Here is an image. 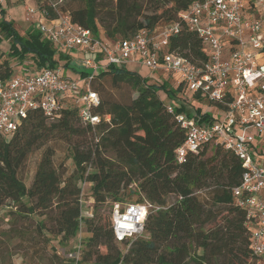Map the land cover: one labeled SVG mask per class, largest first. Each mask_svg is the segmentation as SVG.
<instances>
[{"label":"trees","instance_id":"obj_1","mask_svg":"<svg viewBox=\"0 0 264 264\" xmlns=\"http://www.w3.org/2000/svg\"><path fill=\"white\" fill-rule=\"evenodd\" d=\"M193 1L81 0V5L75 6L70 0H32V6L46 20L67 13L72 22L89 29L92 35L113 42L130 38L138 31L149 35L159 32L160 22L175 20ZM4 13L0 7V40L7 38L10 48L7 58L0 61V80L14 76L16 66L21 70L15 75L56 67L86 74L79 63L73 64V55L58 49L38 29L19 34ZM168 49L191 60L207 59L200 38L187 30L171 36ZM89 82L99 97V105L94 108L100 116L97 124H82L77 107L69 104L53 119L38 109L31 110L15 131L0 134V206L11 201L20 211H53L52 232L66 243L77 235L83 218L80 183L89 186L95 201L112 205L122 200L123 190L128 188L129 195H136L132 201H146L158 208L147 214L143 233L131 241L116 240L109 221L111 237L123 247L115 250L110 264L257 261L251 251L250 233L244 227V210L236 205L231 194V188L240 181L241 163L219 144L212 156H205L204 146L188 154L183 163L175 159L184 131L177 126L167 109L169 103L160 98L158 89L166 90L171 99L177 91L183 92L181 85L169 88L166 81L149 82L142 74L118 66L93 73ZM119 85L127 86L133 97L123 101L113 98L110 89ZM197 98L191 93L189 101L172 99L174 113L190 114L185 105ZM194 112L210 117L199 107ZM85 134L91 136L89 144L71 148L69 157L74 169L70 174L64 176L63 170H58L53 148L48 145L30 185L24 184L18 171L33 150L56 139ZM123 159L128 162L124 164ZM132 184L134 187L129 188ZM26 203L30 206L26 207ZM85 221L91 235L81 238V259L76 264H99L97 257L92 261L98 234L90 219ZM62 264L74 263L65 258Z\"/></svg>","mask_w":264,"mask_h":264},{"label":"built area","instance_id":"obj_2","mask_svg":"<svg viewBox=\"0 0 264 264\" xmlns=\"http://www.w3.org/2000/svg\"><path fill=\"white\" fill-rule=\"evenodd\" d=\"M28 12L40 16L38 30L58 49L74 57L81 55L78 63L86 74L70 76L56 67L0 80V134L15 131L31 110L38 109L53 119L69 104L77 107L82 124H97L100 116L94 108L99 97L89 81L93 73L109 66L137 62L150 74L176 75L174 87L181 85L183 92L198 95L194 101L213 110H201L210 117L197 112L174 113V103L168 104V111L184 131L175 159L183 163L188 154L219 144L241 163L240 181L231 194L244 210L252 254L264 262V0H194L159 32L149 35L138 31L113 42L92 35L72 22L67 13L46 20L33 6ZM181 30L200 38L207 59L191 60L168 49L171 36ZM157 208L146 201H131L122 207L115 202L111 222L114 238L131 241L140 236L147 214ZM81 253L79 242L66 257L76 264Z\"/></svg>","mask_w":264,"mask_h":264},{"label":"rangeland","instance_id":"obj_3","mask_svg":"<svg viewBox=\"0 0 264 264\" xmlns=\"http://www.w3.org/2000/svg\"><path fill=\"white\" fill-rule=\"evenodd\" d=\"M75 6L81 5V0H70ZM4 0L2 9L4 16L7 19H12L13 25L16 27L19 34L23 35L25 32L26 23L22 22L20 18L25 17V10L23 3L17 1L14 4L7 3ZM20 4V5H19ZM18 5V6H17ZM147 11V6L144 7V13ZM15 18V19H13ZM35 24V23H33ZM165 22H160L157 27L163 28ZM38 29L36 24L33 29ZM10 48V41L4 36L0 40V61L7 58V53ZM10 62L15 63L13 58L8 59ZM81 60V55L73 57V64H77ZM143 76L147 77L149 82H162L166 81L169 88L177 85L178 78L176 75L170 73H154L149 74L148 69L143 65L128 66ZM21 70L20 66L15 67L16 71ZM27 72V71H26ZM31 72V71H30ZM29 74H32L30 73ZM37 71L34 72L36 74ZM62 74L75 76L76 72L70 68H61ZM113 98L118 100H125V97H133L132 91L124 85H119L117 88L110 89ZM160 98L167 103H172V99L176 97L189 98L190 92L177 91L175 97L168 98L166 90L163 88L158 89ZM199 107L201 110H213L207 106L206 103L199 101H192V104L185 105V109L193 113L194 108ZM91 136L85 134L82 136H71L63 139H56L50 141L42 147L36 148L29 155L26 162L21 166L18 171L19 177L24 184L28 187L33 179V175L37 169L38 163L43 154L46 146L53 148V160L59 171L63 170L64 176L70 174L73 169V163L69 157L71 148L74 145L81 144V146L89 144ZM205 156H212L215 152V146H207ZM113 157V155H109ZM127 159H123V163H127ZM81 188L82 200V215L83 218L80 222V228L77 235L69 242L63 243L61 236H56L52 231V215L54 212L51 210H38L28 212L26 208L22 211L18 209L11 201H6L0 206V264H62L63 259L67 258L68 252H71L81 242V238L91 235L87 231V224L85 218L90 219L93 224V231L97 232V245L94 247L95 253L92 256V261L97 257L99 264H110L114 259V252L116 249H122V245H117L109 232V221H112V203L105 202L99 203L90 196V188L88 185L79 184ZM123 198L117 202L121 207L124 203H129L136 198V195H129L128 188L123 190ZM174 197H170L169 201H173ZM30 204L26 203V207ZM114 237V236H113ZM83 247V244H81ZM252 264H261L258 261L250 260Z\"/></svg>","mask_w":264,"mask_h":264},{"label":"crops","instance_id":"obj_4","mask_svg":"<svg viewBox=\"0 0 264 264\" xmlns=\"http://www.w3.org/2000/svg\"><path fill=\"white\" fill-rule=\"evenodd\" d=\"M15 1H17V0H8L7 3H9V4L12 5L13 3H15ZM20 1L23 3V5H20V4L19 5L20 6H23V8L25 10V13H24L25 14V17L23 15V17L20 18V20L22 22L26 23V27H25V31H24V32H26L27 30L33 28L36 24H38L40 16L37 13H35L34 15H32V14H30L28 12L29 7L32 6V0H20ZM3 4H4V0H0V7L1 8H2ZM13 19H15V18H13ZM33 23H35V24H33ZM129 65L130 66H138L140 64L137 63V62H129L126 65V68H128ZM149 74H150V72H149ZM150 75H152V74H150Z\"/></svg>","mask_w":264,"mask_h":264}]
</instances>
